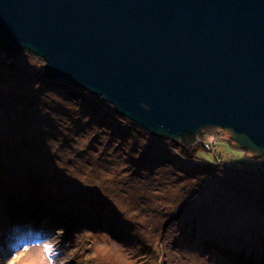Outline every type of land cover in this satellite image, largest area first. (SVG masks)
I'll return each mask as SVG.
<instances>
[{
    "label": "rangeland",
    "instance_id": "rangeland-1",
    "mask_svg": "<svg viewBox=\"0 0 264 264\" xmlns=\"http://www.w3.org/2000/svg\"><path fill=\"white\" fill-rule=\"evenodd\" d=\"M36 57L25 54L21 61L23 65L41 62L43 68V61ZM7 81H0V264H49L53 247L58 252L52 258L54 264H264V177L259 170L264 168V157L246 158L243 150L218 137L206 140L214 152L201 151L190 166L191 157L173 151L167 138L153 135L156 139H152L141 129H128L132 134L124 142L134 143L139 150L128 152L132 158L127 162L119 135V130L128 127L126 123L117 125L108 119L114 126L111 130L76 117H67L61 128L69 135L48 136L45 145H35L31 137L40 136V126L35 118L34 122L31 118L32 125L30 117L42 116L32 109L18 110L16 91L23 92L24 80L19 78L17 86ZM99 113L108 118L105 109ZM85 125L89 128L81 127ZM90 134L95 139L89 140ZM23 138L31 141L26 144ZM98 138H102L101 144H109L106 147L112 156L97 154L95 150L103 147L94 142ZM205 138L197 142H205ZM28 146L34 152L26 151ZM45 149L58 150L62 157H44L35 163L44 162L45 174L55 182L62 179L64 189L78 191L73 195H95L93 200L84 199L99 205L86 213L96 220L80 222L86 214L69 207L68 198L55 205L61 211L57 213L35 210V202L27 204L29 195L23 199L26 206L18 202L14 208L8 207L13 197L6 193L5 185L10 183L13 190L22 183L16 170L29 166L25 155ZM214 153L223 165L230 166L219 168L205 181L207 175L199 173L204 170L212 175ZM240 161L244 165L239 170ZM196 188L198 192L194 190L191 197ZM68 208L70 212H66ZM64 216L70 220L65 221ZM185 221L188 227L184 229ZM193 224L197 230L190 236ZM126 231L130 236H125ZM206 236L218 247L205 242Z\"/></svg>",
    "mask_w": 264,
    "mask_h": 264
},
{
    "label": "water",
    "instance_id": "water-1",
    "mask_svg": "<svg viewBox=\"0 0 264 264\" xmlns=\"http://www.w3.org/2000/svg\"><path fill=\"white\" fill-rule=\"evenodd\" d=\"M0 45L152 135L264 157V0H0Z\"/></svg>",
    "mask_w": 264,
    "mask_h": 264
},
{
    "label": "trees",
    "instance_id": "trees-1",
    "mask_svg": "<svg viewBox=\"0 0 264 264\" xmlns=\"http://www.w3.org/2000/svg\"><path fill=\"white\" fill-rule=\"evenodd\" d=\"M23 52L25 51L20 52L19 50L18 51L8 50L0 45V55L1 54L3 55L2 58L0 59V81H5V84H7L8 82L7 79H8L10 81H14L15 83L14 86H17L16 81L19 78L24 80L25 85L21 89L23 90V92L19 90L16 91V93L18 94V100H19L18 102H16V104H17L18 110L20 111H22V109L28 108L29 110L32 109L34 114L35 113L37 114L39 112V114L42 116V118H39L36 115L30 117L31 124H32L31 118L33 122L35 118L37 126H40L37 128L40 136H37L34 134L35 137H31V140L34 142L35 145H45L46 137L48 136H50L51 138H56L57 134L59 133L69 135L68 132L61 129L64 126V123L67 117H70V118L76 117V118H79L78 120L85 118L88 123L95 122L96 127L107 126V127H110L111 130H114L113 128L114 126L110 124V120L108 119H111V121L113 123H116L117 125H118V122H120V125H122L123 123H126L125 125H127L128 127L125 126L124 132H122V130H119V129L118 130H119V135L122 141L121 142L122 146L124 147V148L122 147V151L124 152L123 160H127V162L130 161V159L132 158L131 155L128 154V152H135L139 150L134 143L132 144L130 143V145H128V142L127 143L124 142L127 140L128 134L129 135L132 134L130 133V130L128 129H135L136 131H140L141 129V131H144L145 134H147L148 136L150 135L149 136L150 138L156 139L154 138L152 134L147 132L144 128L120 116L109 105H107L105 102H103L99 98L91 95L89 92L84 91L83 89L67 81H62V80L48 77L45 74L44 69L42 68L41 62L39 64L29 63L27 65H23V62L21 61L22 60L21 58L23 57V55L26 54L32 57H36L33 54H30L28 52L23 54ZM37 59L41 60L39 57ZM4 76H7V77L4 78ZM101 108L107 111L106 114L108 115V118L106 115H103V114L101 115L99 113ZM21 118L22 117H20V119ZM38 119H41L39 123H38ZM81 127L89 128L86 125L81 126ZM95 137L96 135L90 134L89 140L95 139ZM101 139L102 138H98L94 142L101 144ZM31 140H24V138L22 139V141H24L26 144H28V141H31ZM166 141L169 142V144L173 147L172 148L173 151L181 153L180 155L181 157H184V158L186 157V159H189L191 157V159L188 160V163H190V166L193 165L194 163L193 159H195V157H200L199 153L201 151H209V150L213 151L214 150V146H212L211 149L208 148L207 141L197 142L196 140H191L187 142L185 145H178L174 141H171L169 139L168 140L166 139ZM5 145L10 147L8 143H6ZM106 145H109V144L107 143L101 144V146L103 147L95 150L97 154L102 155L104 157L112 156L110 155L111 152L106 147ZM129 148L130 150H128ZM1 149H3L2 146H0V150ZM25 149L26 151L31 150L34 152L33 147L28 146V148H25ZM20 150H21L20 148H17L15 151L17 152V154H19ZM214 156L216 157V163L214 165L209 164L208 161L203 158L206 164H209L212 166L211 167L212 175H210V173L207 174L209 171L207 172L204 170H201L199 173V175L201 176H203L202 173H205L204 176L207 175L206 178H204L205 181L209 179L211 180L213 178L212 176H214V174L219 170V168H226L230 166V165H223L219 161L220 158L218 157L217 154L214 153ZM25 157L28 160L26 162L29 163V166H23L21 169L19 168V170H16L22 183H18L19 185L15 184L14 186L15 188L13 190L10 189L9 187L11 186L10 183H9V186L8 184L5 185V188L9 189V191L6 193H9L13 197L11 202H9L8 207H13V205H15L18 202L21 205L26 206V202L23 201L26 195H29L27 204H32L35 202L37 204V206L35 207V210H38L40 212H43V210H46V209L49 212H55V213L61 212L56 206L57 205L60 206L61 202L66 200L67 198L71 199L70 200L71 204L69 207L73 206L74 208H76V211H80V212H76L78 214H86L87 212H91L92 209H95L99 206V205L93 206V203L89 204V201L84 199V198H87L86 196H89L91 197L90 199L93 200L95 199V195L91 196V195H87V193H84L86 196L73 195L74 193H77L78 191L72 192V191H68L64 189L63 184H62V179H60L58 182H55L54 180H52L51 176H48L45 174V172L43 171L44 165H45L44 162L35 163L38 159H40L41 161L44 157L48 159H52V157L54 158L62 157L61 154L58 152V150H53L52 153L50 151H47L46 149H45V152H42L41 150H39L38 153L28 154V155H25ZM66 160H69V162L74 163L69 158ZM238 163L240 165L237 166V168L240 170V168H242V166L244 165V162L240 161ZM136 165L138 166L139 163H137ZM204 167H207V165ZM259 170L261 171V175L264 177V168L260 167ZM136 171L137 170H134V172ZM194 173L198 175V170L195 171ZM202 178L203 177L198 178V179L201 180ZM23 180H25V182H23ZM200 185H201V182H198L197 188H199ZM197 188L192 189L190 193L191 197L195 194L194 190L197 191ZM67 192L69 193V195L67 194ZM51 205L53 206V208H51L52 210L50 209ZM25 208L28 209L27 207ZM66 212H70V209L68 208ZM66 217L67 216H64L62 219H64L65 221L66 220L69 221L70 219H66ZM93 220H96V219L94 215H91V214H86L79 219L80 222H91ZM121 222H123L124 224L125 220L124 219L122 220L121 218ZM195 222H197V220ZM186 225L187 224L185 221L184 229L188 227ZM196 226L197 225H194V224L191 226L190 236L192 235V233H194V231L197 230ZM105 227L106 229H109L107 226ZM125 236L126 237L130 236V234H128V231H126ZM204 241L209 242L211 245L218 247L217 244H213L210 241V238L208 236L204 238Z\"/></svg>",
    "mask_w": 264,
    "mask_h": 264
},
{
    "label": "clouds",
    "instance_id": "clouds-1",
    "mask_svg": "<svg viewBox=\"0 0 264 264\" xmlns=\"http://www.w3.org/2000/svg\"><path fill=\"white\" fill-rule=\"evenodd\" d=\"M216 140V139H215ZM55 255H58V252L54 249V247L52 249L49 250V264H54V261H53V257Z\"/></svg>",
    "mask_w": 264,
    "mask_h": 264
},
{
    "label": "built area",
    "instance_id": "built-area-1",
    "mask_svg": "<svg viewBox=\"0 0 264 264\" xmlns=\"http://www.w3.org/2000/svg\"><path fill=\"white\" fill-rule=\"evenodd\" d=\"M206 140H207V141H211V140H215V138L213 139V138H211V137L208 136V137L205 138L204 141H206Z\"/></svg>",
    "mask_w": 264,
    "mask_h": 264
}]
</instances>
